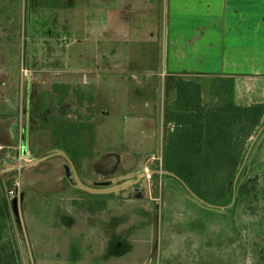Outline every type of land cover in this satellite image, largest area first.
<instances>
[{"label": "crops", "instance_id": "1", "mask_svg": "<svg viewBox=\"0 0 264 264\" xmlns=\"http://www.w3.org/2000/svg\"><path fill=\"white\" fill-rule=\"evenodd\" d=\"M3 3L0 98L20 99V103L15 111L0 110V165L32 159L30 154L21 157L22 141L25 140L27 147L28 137L19 128V120L23 101L34 99L39 92L37 86L48 83L49 74L52 81L57 73L65 74V83L53 81L51 86L79 85L94 95V156L91 162L77 165L79 174L85 178L90 176L91 164L105 155H116L121 167V156L143 155L151 146L152 151L145 154L158 158L164 145L159 93L168 75L194 78L201 87L202 103L208 109L229 98L240 107L264 104V0H64L62 7L41 10L44 12L34 14L35 17L31 15L38 9L30 8L29 0H3ZM27 8L29 22L48 23L41 30L48 34L42 40L44 44L32 43V35L40 32L41 27H32L30 23L26 44ZM43 19L46 20L43 22ZM19 36L24 43H19ZM61 37L66 38V44L61 43ZM19 65L20 71L29 68L42 76L31 77L29 82L18 71ZM118 129L133 132L135 138L110 144L111 132ZM148 142L150 145L146 148ZM261 143H264V128L257 137L256 147H261ZM49 148L53 147L43 152ZM96 154L99 157L95 158ZM159 179L161 183L168 179L170 187L163 210L175 222L182 221L180 231L170 229V232L174 230L171 236L182 240L192 237L197 244L211 237L203 243L204 253L216 251L212 236L218 235V219L213 221L210 216L216 211L192 198L176 178L163 175ZM52 181L48 192L58 204L71 207L70 204L78 201L75 193H87L63 185L58 176ZM96 195L101 196L96 216L101 223L96 232L100 241H106L107 248H101L102 254H85L83 262L120 264L124 260L128 264L132 262L131 254H120L117 237L110 238L111 234L118 233V212L110 205L114 200L139 205L145 200ZM131 209L133 212L138 208ZM200 211L206 213L205 226L200 225ZM83 215L91 220L89 225L97 224L91 215ZM59 220L60 227L75 226L72 220L66 222L63 217ZM187 220H192L195 229L192 236L184 223ZM170 246L169 254H199L194 247L188 252L185 248L179 249L175 242Z\"/></svg>", "mask_w": 264, "mask_h": 264}, {"label": "rangeland", "instance_id": "2", "mask_svg": "<svg viewBox=\"0 0 264 264\" xmlns=\"http://www.w3.org/2000/svg\"><path fill=\"white\" fill-rule=\"evenodd\" d=\"M3 6V0H0V12L3 10ZM41 10L44 9L34 10L31 17H35L34 14L37 16L42 14L44 11ZM26 12V44L29 43V23L32 27H41L40 32L36 31L39 32V35L36 32L32 35V43L44 44L42 40L46 39L48 34H45L44 31L41 32V30L46 28L48 23L42 24L40 21L36 25L35 20H32L33 23L29 22L28 8ZM45 20L43 19V22ZM19 43H24L21 36H19ZM26 67L29 66L26 65ZM22 69L20 71L19 65L18 71L21 75ZM37 75L41 77L42 73L31 72L32 78ZM61 76L63 77H58L56 83H65V74L62 73ZM48 79H51V74L48 75ZM52 86L50 81L44 85H38L37 90L39 92L35 94L34 99L26 103L23 101V113L19 120V128L27 133V149L32 158L51 146L49 134L42 128V124H46L44 121L49 118V112L47 110L37 112V110L40 109L41 102L39 95L46 94L45 97L48 99ZM79 87L82 89V86ZM172 100V92L165 93L164 83L161 84L159 93L160 113H162L164 106L171 105ZM19 103L20 99L0 98V110L15 111L16 105ZM73 103L76 101L73 100ZM155 106H157L156 102ZM86 108L87 105L84 110ZM56 109L60 112H67L69 116H72L74 110L85 112L71 104ZM93 109L95 112V107ZM155 111L157 110L154 108V114ZM12 121H15V117H12ZM159 126V133L162 136V128L160 124ZM129 137L135 138L133 132L118 129L111 132L110 144H119ZM256 141L257 139L251 147L236 182V185L246 184L247 195L237 198L234 194L227 206L216 207L211 205L212 207H209L217 213L213 212L212 215H208L212 216L213 221L218 219V235L212 236L213 246L215 248L217 244V249L216 251L213 250L211 254L204 253L206 247L203 244L211 240V237H207L206 241L203 240V243L197 244L192 240V237L182 240L180 237L173 238L171 236L174 230L170 232V229L180 231L182 221L178 220L180 224L175 222L173 218L167 217L168 215L162 208L164 202L168 200L166 198L170 188L168 179L161 183L160 176L152 178L151 182L156 183L150 197L142 203L144 206L138 203L127 204L118 200L112 201L110 206L116 208L118 212L116 222L118 233L111 234L110 238L112 236L117 237V243L120 244L117 251H121L120 254H131L132 262L128 264H264V143H261V147H256ZM149 145L150 142L147 143L146 148ZM150 147L148 150L152 151ZM148 150L145 153H150ZM161 152L162 149L160 148L156 160H152V158L147 160L148 157H154V155L147 156L145 153L143 155L121 156L120 173L134 172L141 165L146 170L162 171ZM99 155L96 154L95 158ZM18 189V183H13L6 191L0 190V257L2 258L0 264H85L83 262L85 254H102L101 250L107 248L106 241H100V236L96 232L99 231L101 223L100 219L97 218L98 202H100L101 196L90 193H75L78 201L70 204L71 207H74L71 208L58 204L56 198L49 194L28 192L26 199H23L20 205L22 199ZM11 190L14 192L12 196L9 195ZM15 199L18 202L17 214H15L12 205ZM134 207L138 209L134 210ZM131 208H133V212H131ZM62 212L64 213L63 216ZM84 213L91 215L93 219H97V224L89 225L88 221L91 222V220L87 215L84 216ZM198 215L202 221L206 213L200 211ZM60 217H63L66 222L72 220L75 222V226L60 227ZM83 217H86V220ZM201 221H199L200 225L205 226L203 224L205 221ZM184 223L187 230H191L189 232L192 236L195 230L192 226V220H187ZM174 242L179 245V249L185 248L186 251L191 252L194 247L199 251V254H169L168 250L172 248L170 243ZM201 252L204 254H200ZM120 264H126V262L123 260Z\"/></svg>", "mask_w": 264, "mask_h": 264}, {"label": "trees", "instance_id": "3", "mask_svg": "<svg viewBox=\"0 0 264 264\" xmlns=\"http://www.w3.org/2000/svg\"><path fill=\"white\" fill-rule=\"evenodd\" d=\"M63 1L29 0V5L32 9H56L62 7ZM164 90L172 92L173 100L163 109L162 171L180 179L194 195L212 206H227L234 194L237 198L247 195L246 184L236 185L233 191V181L248 143L263 124L264 104L240 107L229 98L208 109L202 103L198 82L181 76H166ZM45 95H39L37 112H49L42 128L48 132L51 146L64 151L76 166L91 162L93 93L79 86L59 84L52 86L48 99ZM66 104L87 108L85 112L74 110L69 116L56 109Z\"/></svg>", "mask_w": 264, "mask_h": 264}, {"label": "water", "instance_id": "4", "mask_svg": "<svg viewBox=\"0 0 264 264\" xmlns=\"http://www.w3.org/2000/svg\"><path fill=\"white\" fill-rule=\"evenodd\" d=\"M264 127H261L258 133L254 136L250 146L247 149V152L244 156L243 162L235 176V179L233 181V191L236 189V182L238 180V177L241 173V170L245 164L246 158L251 150L252 145L254 144L255 140L257 139L258 135L261 133ZM22 152H21V157L25 158L28 156L25 144H24V139L22 141ZM49 160L50 163L54 164L56 167V170L48 175H36V174H29L25 176L24 174H19V179H20V186L19 190L23 191L24 186L23 182H25L27 179L31 181V185L35 186L38 183L40 184L42 189L45 190V192L51 191L52 186H53V179L55 176H58L61 179V183L64 185L65 180L69 182L71 187H74L76 189H80L82 191H85L90 194H108V193H114L116 196H119L121 199H129L130 193H136L138 192L139 194L145 193V197L147 198L149 195L148 192V187L146 185L147 177L152 175V174H158V175H169L174 178H176L182 186L185 188V190L196 200L211 206L201 199H199L196 195H194L186 186L185 184L175 177L174 175L164 172V171H148L142 169L141 172H137L135 174H128L124 177H118L114 179H108L106 181H96V180H91L89 178H85L81 176L80 174L77 173L76 168L74 166V163L71 161V159L65 154L64 151L59 150V149H54V150H48L45 151L39 155H37L34 159H31L29 161H24L23 159L17 160L16 165H12L10 163L5 164V167L7 168L6 170H0L1 173H9L10 171H20L21 169L30 167L33 164ZM107 160H113L110 162L108 165L109 171L105 173V175H112L117 167L118 164V158L116 155H105L102 158H100L97 161V164H99L102 161H107ZM143 178V189L139 188H133V185L138 183V180ZM16 179V178H15ZM125 180L123 183L117 184L118 181ZM17 200H13L12 205L15 211V214H17Z\"/></svg>", "mask_w": 264, "mask_h": 264}, {"label": "flooded vegetation", "instance_id": "5", "mask_svg": "<svg viewBox=\"0 0 264 264\" xmlns=\"http://www.w3.org/2000/svg\"><path fill=\"white\" fill-rule=\"evenodd\" d=\"M24 144H25V147H26L25 140H24ZM26 149H27V147H26ZM48 150H54V149L53 148H49ZM34 158H32V159H34ZM151 158H152V160H156L157 159V157L155 156V157H148L147 160H151ZM49 160L50 159L42 161V162H39V163H36V164H33L30 167L21 169L20 171H10L9 173H6V172L1 173L0 174V190L2 192L6 191L7 189L10 188V186L13 183H18V185L20 186L19 174H24L25 176H27L29 174H36V175H41L42 176V175H48V174L53 173L56 170V167L54 166V164L50 163ZM97 161L93 162L91 164V166H90L91 173H90V176L88 178L91 179V180L106 181L108 179L124 177V176H126L128 174H135L137 172H141L142 169L146 170L144 168V166L141 165L139 167V169L134 171V172L120 173L121 172L120 171L121 167H120V164L118 162L114 173L112 175H105V173H107L109 171L108 165L113 160L102 161L99 164H97ZM5 164H7V163H4V164L0 165V170H6L7 169L5 167ZM10 164L16 165L17 163H10ZM74 166L76 168L77 173L79 174V170H78L79 168L75 164H74ZM148 171H157V170L152 169V170H148ZM155 176H162V175L152 174V175L147 177L146 185L148 187V192H149L148 197H150V195L152 194V189H154L155 182L153 183V182H151V180ZM124 181L125 180L118 181L117 184L123 183ZM22 184L24 186V190L20 191L18 189L19 196L21 197L22 200L24 199V197L26 196V194L28 192L49 194V192H45L44 189H42L43 187H41L39 183L37 185H35V186H32L31 185V181L29 179H27ZM64 184L66 186L70 185L69 182L66 181V180H65ZM143 185H144L143 184V178H141V179L138 180L137 184L133 185V188L143 189ZM108 195H115V194L114 193H108ZM117 197H119V196H117ZM147 198L145 197V193L139 194L138 192H136V193L131 192L130 196H129V199H137V200H146Z\"/></svg>", "mask_w": 264, "mask_h": 264}, {"label": "built area", "instance_id": "6", "mask_svg": "<svg viewBox=\"0 0 264 264\" xmlns=\"http://www.w3.org/2000/svg\"><path fill=\"white\" fill-rule=\"evenodd\" d=\"M60 41H61V43H63V44H66L67 43V40H66V38H64V37H61L60 38ZM62 75V73L60 74V73H57L56 74V76H55V78L53 79V81H57L58 80V77H63V76H61ZM22 76L27 80V81H29V82H31V71L29 70V69H22ZM50 81V83H53V81L50 79L49 80ZM38 83H44V81H42L41 82V80H38ZM45 84V83H44ZM0 149H1V146H0ZM9 195L10 196H12V195H14V192L11 190L10 192H9Z\"/></svg>", "mask_w": 264, "mask_h": 264}]
</instances>
